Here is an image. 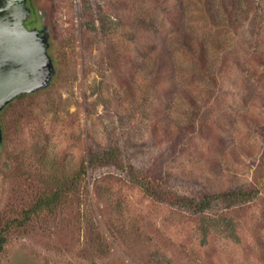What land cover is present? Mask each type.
Wrapping results in <instances>:
<instances>
[{
  "label": "rangeland",
  "instance_id": "rangeland-1",
  "mask_svg": "<svg viewBox=\"0 0 264 264\" xmlns=\"http://www.w3.org/2000/svg\"><path fill=\"white\" fill-rule=\"evenodd\" d=\"M252 1V21L209 32L227 47L205 78L147 1L27 0L25 25L46 29L55 74L2 118L0 264H264V0L258 9ZM143 18L171 34L178 72H164L168 96L152 79L156 53L136 36ZM198 111L204 126L194 134ZM109 146L183 194L258 181L263 191L199 215L113 168L83 175L88 152ZM58 191L52 209L36 210Z\"/></svg>",
  "mask_w": 264,
  "mask_h": 264
},
{
  "label": "trees",
  "instance_id": "trees-1",
  "mask_svg": "<svg viewBox=\"0 0 264 264\" xmlns=\"http://www.w3.org/2000/svg\"><path fill=\"white\" fill-rule=\"evenodd\" d=\"M157 11L163 14L167 26L170 30L176 31L178 36L177 44L183 50L184 54L192 59L198 69L196 73L206 78V74L211 68L217 64L218 68H222V58L216 63L217 55L225 50L227 40L218 35L212 38L210 33L214 29L222 32H233L236 25L249 23L253 17L251 5L255 3L252 0H143ZM257 4L256 9L260 8L262 0ZM256 1V3H257ZM252 3V4H251ZM190 5L197 10V18H189L187 6ZM205 19L202 22L201 19ZM142 30L136 28V36L143 37V51H152L156 53L154 84L161 86L158 90L163 92V95H169L171 88L165 83L164 72H178L176 63L172 60V54L169 48L165 47L167 37L170 33L165 34L161 28H155L143 18ZM203 27L202 33H200ZM134 30V29H133ZM207 31V32H206ZM210 32V33H209ZM227 47V46H226ZM193 77V75H191ZM203 77V78H204ZM38 93L22 95L14 102L10 103L1 113L0 119L4 118L6 110L12 107L16 102L34 97ZM193 94V93H192ZM187 98L191 99V103L196 105L202 99L194 95L187 94ZM195 98V99H193ZM202 102V101H201ZM198 116L193 119V133L198 134L204 126L203 117L205 112H197ZM182 133V132H181ZM182 138H179V140ZM6 140V133H5ZM175 145V143H174ZM173 146V143H172ZM163 165V163L161 162ZM113 168L120 171L125 177L130 179V182L139 186L143 192L159 202L166 203L170 206L189 210L193 213L203 215L208 213L215 206V203H243L249 201L263 191L261 182L249 183L246 185L230 188L227 192L221 194H213L209 191H203L191 187L190 193L183 194L178 189L169 186V176H163L162 172L151 173L148 168L145 171L138 170V167L126 160L124 152L118 147L109 146L104 150H90L86 158V162L81 167L83 175H86L91 169H108ZM71 185V184H70ZM71 187V186H70ZM56 193V192H55ZM50 196V199L42 200L36 206V210L52 209L55 203L59 200V191ZM230 225V224H228Z\"/></svg>",
  "mask_w": 264,
  "mask_h": 264
},
{
  "label": "water",
  "instance_id": "water-1",
  "mask_svg": "<svg viewBox=\"0 0 264 264\" xmlns=\"http://www.w3.org/2000/svg\"><path fill=\"white\" fill-rule=\"evenodd\" d=\"M27 0H0V116L22 95L47 89L55 74L47 31L29 30ZM3 130L0 121V148Z\"/></svg>",
  "mask_w": 264,
  "mask_h": 264
}]
</instances>
